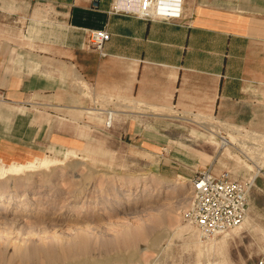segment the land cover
I'll return each mask as SVG.
<instances>
[{
  "label": "rangeland",
  "instance_id": "374dc122",
  "mask_svg": "<svg viewBox=\"0 0 264 264\" xmlns=\"http://www.w3.org/2000/svg\"><path fill=\"white\" fill-rule=\"evenodd\" d=\"M197 1L196 8L200 9L207 0ZM216 1L220 3L217 7L241 11L261 2ZM186 2L190 0H182L181 9ZM19 19L17 22L13 16L8 17L7 42L13 47L28 44ZM10 55L15 56V49ZM36 102L11 104L0 100V136L33 146L23 158L39 154L57 157L61 162L34 174L31 183H23V175L12 176L9 186L0 188V264L254 262L255 245H250L241 227L226 232L231 235L226 240H222L226 233L207 238L183 220L182 211L190 198L194 174L207 169L218 174L229 169L234 175L252 178L264 171V158L258 170L230 147L214 153L217 144L212 141L217 143L218 139H211L208 130L199 127L200 122L209 129H220L214 125L218 123L230 129V134L240 129L264 145V117L245 125L170 110L171 117L140 121V140H136L119 134L123 131L115 121L124 120L113 116L108 125L106 116L95 112L84 119L73 114V119L81 121H73L72 129L66 132L64 111L49 107L45 100L41 106ZM135 119L130 117L126 122ZM22 122L31 129L16 134L15 126ZM81 126L85 133L78 129ZM143 130L146 134L141 138ZM69 146L78 152L65 157ZM201 152L212 158H204ZM176 181L180 185H174ZM84 185L87 188L81 192Z\"/></svg>",
  "mask_w": 264,
  "mask_h": 264
},
{
  "label": "crops",
  "instance_id": "0c3cea01",
  "mask_svg": "<svg viewBox=\"0 0 264 264\" xmlns=\"http://www.w3.org/2000/svg\"><path fill=\"white\" fill-rule=\"evenodd\" d=\"M114 1L0 0V100L38 106L45 100L64 111L66 132L81 121L73 114L84 119L95 112L110 123L118 117L119 134L132 139L140 121L171 117L170 110L245 125L264 117V0L245 11L217 7L216 0L197 9L190 0L168 19L138 17L125 9L128 0ZM9 15L22 18L27 45L8 44ZM101 28L110 33L102 53L86 44L88 31ZM130 117L139 120L126 122ZM27 128L22 122L14 130ZM30 148L0 136L2 160L23 158ZM65 149V157L78 152ZM240 229L255 245L252 264H264V171L254 178Z\"/></svg>",
  "mask_w": 264,
  "mask_h": 264
},
{
  "label": "built area",
  "instance_id": "2783aa9c",
  "mask_svg": "<svg viewBox=\"0 0 264 264\" xmlns=\"http://www.w3.org/2000/svg\"><path fill=\"white\" fill-rule=\"evenodd\" d=\"M181 0H128L125 9L142 18H156L158 13L163 18L178 17L181 13ZM110 38L107 29H90L87 33V47L102 53L103 45ZM215 123V121H212ZM209 129L216 132L223 147L232 148L243 161L254 164L262 159L264 145L255 142L252 134L240 129ZM231 135L234 137L232 140ZM255 177L239 176L229 169L218 174L210 170L199 172L191 179L190 198L182 211V218L196 227L205 237L226 233L242 224L246 218L248 199ZM259 264H262L260 261Z\"/></svg>",
  "mask_w": 264,
  "mask_h": 264
},
{
  "label": "bare ground",
  "instance_id": "6f19581e",
  "mask_svg": "<svg viewBox=\"0 0 264 264\" xmlns=\"http://www.w3.org/2000/svg\"><path fill=\"white\" fill-rule=\"evenodd\" d=\"M117 2H118V0L114 1V6H117ZM192 122H193V120H192ZM194 122L197 123V124L199 123L197 121H194ZM200 123L201 124H199V127L201 129H205V127L202 124V122H200ZM107 124L110 125V122H108ZM208 132H209V136L212 135L214 137V139H215V137L217 136V133L215 131L212 133L209 130H208ZM218 146H219V149H223V148L228 149V147H223L220 144L219 141H218ZM261 154H262V157L264 158V151H261ZM60 162L61 161L58 158L44 156V155H39V154L31 156V157H27V158H16V159H13V161H9V162H4L0 158V188L9 186L8 183H9L10 178L12 179V176L23 175V176L20 177L22 182L23 183H26V182H30L31 183V182L34 181V174H36V173L37 174H41L42 170H44V169L48 170L51 167L56 166ZM261 164H262L261 162L256 161L254 163V166L256 165L257 166L256 169L259 170L261 168V166H262ZM62 175H63V173H60V176H62ZM136 179H137V177H136ZM173 184L174 185H176V184L180 185V182L176 181ZM84 187H82V189L83 188L84 189H83V191L81 190V192H85V190L87 188V185H84ZM79 193L80 192L76 193L75 195H77ZM2 196H3V193L0 192V201L2 200ZM243 222H242V224H243ZM242 224L240 226H238L237 228H240L242 226Z\"/></svg>",
  "mask_w": 264,
  "mask_h": 264
}]
</instances>
